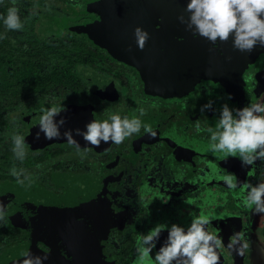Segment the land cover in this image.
<instances>
[{
	"label": "flooded vegetation",
	"instance_id": "obj_1",
	"mask_svg": "<svg viewBox=\"0 0 264 264\" xmlns=\"http://www.w3.org/2000/svg\"><path fill=\"white\" fill-rule=\"evenodd\" d=\"M31 1L18 8L32 9L38 34L31 57L35 67L20 69L25 82L10 94L15 100L3 103L2 264H12L13 256L25 251L47 255L43 264H67L73 241L88 235H93L96 264H136L138 238L158 224L186 230L201 214L213 218L207 230L223 238L221 264H233L227 244L234 232H243L249 244L238 260L252 264L253 239H264V215L243 205V184L264 182V162L242 166L237 157L213 153L211 134L197 132L196 122L201 129L216 130L224 104L235 109L264 101V48L242 52L248 61L238 81L229 85L225 75L231 68V41L218 40L214 46L194 37L179 20L181 15L187 20V13L168 12L154 0H116L113 5L106 3L110 0ZM135 7L168 19L157 22L165 28L176 25L191 35L149 36L140 50L135 28L148 33L153 25L135 22ZM42 41L48 42L46 49ZM153 76L165 83H155ZM169 78L176 83H166ZM209 101L212 108L201 112ZM52 107L61 111L56 121L66 120L61 136L47 140L41 132L36 139L40 117ZM113 114L140 119V132L120 145L109 141L96 147L73 131L79 149L63 136L68 127L83 131L89 122H103ZM144 125L156 135L145 132ZM15 135L25 139L23 161L12 151ZM13 168L24 170L23 185L11 174ZM229 174H234L235 189L223 180ZM167 236V230L161 233L153 259Z\"/></svg>",
	"mask_w": 264,
	"mask_h": 264
},
{
	"label": "clouds",
	"instance_id": "obj_2",
	"mask_svg": "<svg viewBox=\"0 0 264 264\" xmlns=\"http://www.w3.org/2000/svg\"><path fill=\"white\" fill-rule=\"evenodd\" d=\"M12 3L14 5L15 0H12ZM185 12L189 14L187 20L183 15L179 17V20L186 24L187 30H191L194 37L198 35L206 38L214 46L218 40L227 42L232 37L233 47L241 52L251 53L257 45L264 48V0H190ZM0 20H3L6 31H20L24 27L19 10L15 6L8 9L6 16H0ZM134 36L138 48L143 50L149 34L137 27L134 30ZM5 38H7L6 35H0V39ZM129 51H131L130 48ZM228 98L231 99V96ZM212 103L209 101L202 106L201 112L211 109ZM60 113L61 111L56 107L43 112L36 139L40 138L41 132L47 140H54L61 136L60 128L65 125L66 120L54 119ZM141 115H143L142 110ZM141 127L142 123L138 118L124 117L122 119L119 115L113 114L103 122L96 120L89 122L85 127L86 130L82 131L79 128L66 130L63 136L69 144L75 145L78 149L80 145L75 140L73 131L76 135L82 136L85 142L96 147H99L101 142L109 141L120 145L126 138L139 133ZM144 130L152 136L156 135L148 125H144ZM196 131L209 132L211 134L210 151L223 153L224 159L237 157L242 162V166H252L257 160L264 162V101L249 103L243 108L235 109L224 104L216 130L201 129L197 121ZM12 140V151L15 157L23 161L26 156L24 137L15 135ZM11 174L16 177L19 184L23 185L24 181L20 179L24 175L23 169L17 171L13 168ZM234 179V174L223 177L225 184L231 189L238 186ZM243 189L246 191L243 205L254 214L264 215V182L255 186L244 183ZM164 202L167 203V200ZM4 218L5 206L0 204V220ZM212 219L203 214L193 217L186 230L177 224H172L170 227L165 224L156 225L147 234L137 239L136 264H220L218 250L225 245L222 237L207 230ZM165 230L168 236L153 259L150 254ZM227 248L243 257L249 248L244 233L234 232L229 237ZM260 253L264 255V246H261ZM22 256L23 259L18 264H43V261L48 258L47 255L35 256L30 252H24Z\"/></svg>",
	"mask_w": 264,
	"mask_h": 264
},
{
	"label": "trees",
	"instance_id": "obj_3",
	"mask_svg": "<svg viewBox=\"0 0 264 264\" xmlns=\"http://www.w3.org/2000/svg\"><path fill=\"white\" fill-rule=\"evenodd\" d=\"M20 3L30 4L32 1L15 0V4L13 5L12 0H0V16H6L10 7L15 6L18 8V4ZM18 10L21 22L24 25L22 30L6 31L3 20H0V35H6L7 37L0 39V135L2 123L4 122L3 110L6 107L3 103L6 101L9 103L11 100H15L10 94L17 92L16 85L25 82L23 80L25 74L20 72V69L35 67V62L31 57L36 51L35 44L38 39V34L35 31L33 18L30 15L32 9L25 6L23 10L20 8ZM42 42L46 49L48 42ZM21 54H24V56L21 57Z\"/></svg>",
	"mask_w": 264,
	"mask_h": 264
},
{
	"label": "rangeland",
	"instance_id": "obj_4",
	"mask_svg": "<svg viewBox=\"0 0 264 264\" xmlns=\"http://www.w3.org/2000/svg\"><path fill=\"white\" fill-rule=\"evenodd\" d=\"M107 4H118L116 0H110L106 2ZM123 4H127V3H123ZM134 10H132V15L131 18H133L135 20V22L138 21H148L151 26L148 30V34L149 36H152L153 39H160L161 37H165V36H178L181 35L183 36H189L191 35L190 33H188V31L186 30H181L178 29L176 25H173L174 27H170V28H165V24H159L157 22H159V20H168V19H164V17H161L159 15H157L155 12L152 11H146L141 7H135L133 8ZM173 20V19H172ZM143 23V22H141ZM171 25V24H170ZM185 41V40H184ZM183 41V42H184ZM189 47V49L191 48V45H187ZM244 53V52H243ZM242 55V57H241ZM168 60L167 57H161V61L163 59ZM245 55L243 57V54L241 51L235 49L234 47L231 50L230 53V58L228 59L227 62H230L231 68L229 69V71L226 73L225 78H226V83L227 84H232L233 82H237L238 81V75L240 70L246 65V62L248 61L247 59H244ZM156 64V63H153ZM161 68L163 66L157 65V66H153V68ZM157 72V71H156ZM155 72V74H156ZM176 73V72H175ZM153 80L155 83L160 84L161 83H165V80L161 77H157L153 76ZM166 83L168 84H175L176 83V78H172V81L169 80L166 81ZM171 89H176V88H171ZM249 262V261H248Z\"/></svg>",
	"mask_w": 264,
	"mask_h": 264
},
{
	"label": "water",
	"instance_id": "obj_5",
	"mask_svg": "<svg viewBox=\"0 0 264 264\" xmlns=\"http://www.w3.org/2000/svg\"><path fill=\"white\" fill-rule=\"evenodd\" d=\"M136 3H145L149 2V0H134ZM156 2L157 6H159L162 9L167 10L168 12H173V13H187L185 12L187 3L190 2V0H154ZM188 14V13H187ZM189 15V14H188ZM229 39L231 41V49L229 50L231 52L233 48V39L230 37ZM72 129V127H68L66 130ZM92 238L93 235H88L85 238L82 237V240H87L86 242H82V240L75 242L73 241L74 247L68 251V257L70 259V262L67 264H96V260L93 257V249H92ZM82 242V243H81ZM28 252V251H25ZM24 253V252H23ZM231 254L233 255V264H242L241 261L238 259L240 256L236 255L231 251ZM220 255V264L222 263V256ZM6 257V254L0 256V264L4 262V259ZM93 257V258H92ZM23 259L22 252L17 256H13L14 262L12 264H18L19 261ZM66 258V260H69ZM8 264V263H7ZM63 264V263H62Z\"/></svg>",
	"mask_w": 264,
	"mask_h": 264
},
{
	"label": "crops",
	"instance_id": "obj_6",
	"mask_svg": "<svg viewBox=\"0 0 264 264\" xmlns=\"http://www.w3.org/2000/svg\"><path fill=\"white\" fill-rule=\"evenodd\" d=\"M261 246H264V239L262 238V235L261 237L259 235L253 239L252 256L254 259L252 264H264V255H261L260 253Z\"/></svg>",
	"mask_w": 264,
	"mask_h": 264
}]
</instances>
